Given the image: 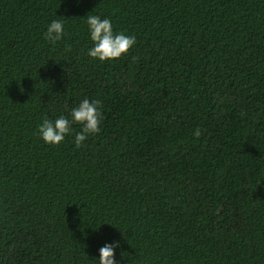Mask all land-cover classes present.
<instances>
[{
    "label": "trees",
    "instance_id": "1",
    "mask_svg": "<svg viewBox=\"0 0 264 264\" xmlns=\"http://www.w3.org/2000/svg\"><path fill=\"white\" fill-rule=\"evenodd\" d=\"M88 15L136 43L93 59ZM85 98L100 132L45 143ZM113 242L117 264H264V0H0V264Z\"/></svg>",
    "mask_w": 264,
    "mask_h": 264
},
{
    "label": "clouds",
    "instance_id": "2",
    "mask_svg": "<svg viewBox=\"0 0 264 264\" xmlns=\"http://www.w3.org/2000/svg\"><path fill=\"white\" fill-rule=\"evenodd\" d=\"M87 24L90 29L91 40L94 46L88 50V55L93 59L101 61L113 60L120 58L127 53L136 43L135 36H129L123 32L114 33L111 20L102 19L98 15H88ZM64 34V25L62 21L53 20L45 33V38L51 42L62 39ZM70 51V49H67ZM136 57H133L135 60ZM71 120L61 115L55 121L45 118L39 125V133L45 143L58 145L65 136L72 132L71 125L73 122L83 125L80 132L75 134V145L81 147L89 134L99 133L100 124L103 119L100 110V101H91L83 99L77 107H74L70 113ZM197 138L202 135L201 130L197 127L193 133ZM119 242L106 243L99 249V264H117L115 259V249Z\"/></svg>",
    "mask_w": 264,
    "mask_h": 264
}]
</instances>
